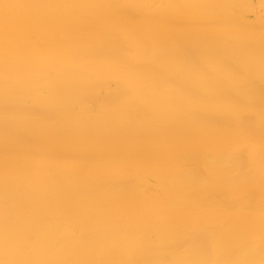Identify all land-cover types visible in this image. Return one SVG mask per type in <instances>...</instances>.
I'll return each instance as SVG.
<instances>
[{"label": "bare ground", "instance_id": "bare-ground-1", "mask_svg": "<svg viewBox=\"0 0 264 264\" xmlns=\"http://www.w3.org/2000/svg\"><path fill=\"white\" fill-rule=\"evenodd\" d=\"M0 264H264V0H0Z\"/></svg>", "mask_w": 264, "mask_h": 264}]
</instances>
